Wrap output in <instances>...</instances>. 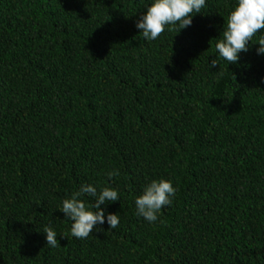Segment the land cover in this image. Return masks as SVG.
Here are the masks:
<instances>
[{
    "label": "trees",
    "instance_id": "trees-1",
    "mask_svg": "<svg viewBox=\"0 0 264 264\" xmlns=\"http://www.w3.org/2000/svg\"><path fill=\"white\" fill-rule=\"evenodd\" d=\"M153 2L0 0V264H264V30L229 64L238 0L148 41ZM162 178L177 191L150 223L135 200ZM85 184L119 200L78 239L60 209Z\"/></svg>",
    "mask_w": 264,
    "mask_h": 264
},
{
    "label": "clouds",
    "instance_id": "clouds-1",
    "mask_svg": "<svg viewBox=\"0 0 264 264\" xmlns=\"http://www.w3.org/2000/svg\"><path fill=\"white\" fill-rule=\"evenodd\" d=\"M205 6L206 0H154L138 20L136 27L142 30L140 34L146 40H156L166 30H176V25H179L180 30L189 27L193 22L194 13H200ZM262 30H264V0H238L237 6L227 17L226 27L215 45L219 56L229 64L237 63L239 54L248 51L249 42ZM258 44L260 45L258 54H264V36L259 39ZM217 65V60L212 59L211 68ZM118 175L119 170L108 173L109 178ZM176 191L170 180L163 178L153 180L145 187L143 193L137 196L136 214L150 223L156 222L161 209L172 204ZM85 194L96 197L94 204L89 205L82 199ZM118 200L119 192L112 187H104L98 194L95 186L82 185L70 198L64 199L60 209L66 218L73 221L71 236L78 239L88 238L97 224L105 223V211L101 205ZM119 222V214H107L109 229L117 228ZM43 232L46 233L49 247L59 246L57 233L52 227H46ZM62 237L68 238L67 234Z\"/></svg>",
    "mask_w": 264,
    "mask_h": 264
}]
</instances>
